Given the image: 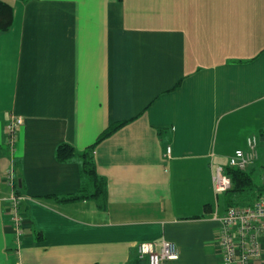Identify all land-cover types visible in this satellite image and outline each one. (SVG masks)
<instances>
[{
	"label": "crops",
	"instance_id": "obj_1",
	"mask_svg": "<svg viewBox=\"0 0 264 264\" xmlns=\"http://www.w3.org/2000/svg\"><path fill=\"white\" fill-rule=\"evenodd\" d=\"M2 1L0 264H148L139 246L163 240L169 264H223L213 170L256 136L247 171L264 172V0ZM121 122L92 150L104 208L62 201L94 187L56 147L82 152Z\"/></svg>",
	"mask_w": 264,
	"mask_h": 264
},
{
	"label": "built area",
	"instance_id": "obj_2",
	"mask_svg": "<svg viewBox=\"0 0 264 264\" xmlns=\"http://www.w3.org/2000/svg\"><path fill=\"white\" fill-rule=\"evenodd\" d=\"M22 124V118L10 115L5 125L6 141L13 149L16 141V132ZM247 149H237L227 159V167L239 170L248 169L257 159L258 142L256 136L246 139ZM170 147L166 148L169 156ZM264 184V172L262 176ZM6 179L12 186L11 221L16 234L22 233V218L19 204L22 197L14 191L11 173ZM213 189L216 194L226 192L231 188V179L225 174L223 166H216L212 174ZM219 223L218 246L223 264H256L264 257V189L250 205L229 207L222 216L216 218ZM141 256L146 255L148 264H169L178 258V248L174 242L163 240L157 250L146 245L139 246Z\"/></svg>",
	"mask_w": 264,
	"mask_h": 264
},
{
	"label": "trees",
	"instance_id": "obj_3",
	"mask_svg": "<svg viewBox=\"0 0 264 264\" xmlns=\"http://www.w3.org/2000/svg\"><path fill=\"white\" fill-rule=\"evenodd\" d=\"M12 19V6L9 3L0 0V32H5L10 29L12 25ZM123 123L124 122L108 126L98 136L94 144L87 147L82 152H77L73 146L67 143L59 144L56 147L55 156L59 162H66L75 156L80 158L82 166V176L89 180L94 187L92 193L88 196L84 195L87 190L84 191L83 189V191H81L79 194L73 195L69 198H62V201H73L80 199L81 197H88L94 199L99 208H104L106 198L105 180L96 174L92 158V150L94 145L114 133ZM225 174L231 179V188L224 192L226 194L224 202L226 209L229 207L250 205L264 189V184L257 185L254 182V171H247V169L239 170L226 167Z\"/></svg>",
	"mask_w": 264,
	"mask_h": 264
},
{
	"label": "rangeland",
	"instance_id": "obj_4",
	"mask_svg": "<svg viewBox=\"0 0 264 264\" xmlns=\"http://www.w3.org/2000/svg\"><path fill=\"white\" fill-rule=\"evenodd\" d=\"M253 180H254V182L258 185V181H259V176H258V173H254L253 174ZM89 181V180H88ZM89 185H87L86 186V188H89L88 187ZM225 198H226V194L223 192V193H219L218 194V199H219V201L221 200V202H222V200H223V203L225 202ZM220 204V203H219ZM225 204V203H224Z\"/></svg>",
	"mask_w": 264,
	"mask_h": 264
}]
</instances>
